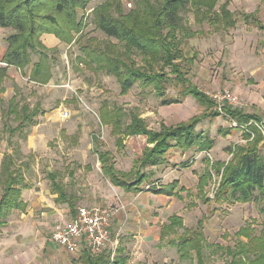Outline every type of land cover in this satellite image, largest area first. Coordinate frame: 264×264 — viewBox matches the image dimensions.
Masks as SVG:
<instances>
[{"label":"rangeland","instance_id":"rangeland-1","mask_svg":"<svg viewBox=\"0 0 264 264\" xmlns=\"http://www.w3.org/2000/svg\"><path fill=\"white\" fill-rule=\"evenodd\" d=\"M105 1L108 0H91L86 8L78 10L84 27L74 34L71 43L60 41L52 33L41 35V42L50 49L48 53L55 56L48 84L31 83L19 73H14L16 79H4L5 90L0 94V180L4 157L6 153L13 154V168L32 191L31 200L25 197L24 208L8 209L0 219V264H71L77 260L76 255L52 247L49 241L55 209H67V204L47 206L53 199L48 177L51 172L55 181L78 199L76 206L98 205L118 210L113 217H119L110 231L113 247L121 244L122 254L128 257L126 264H196L194 252L190 251L191 258L182 260L172 242L181 237L185 228L201 230L205 264H228L232 258L229 250H235L238 241L247 240L245 236H236V231L250 227L253 236H264L261 192H255L253 202L219 203L213 199L221 180L215 167L230 159L233 145L246 141L242 129L236 128L231 119L223 114L201 118L197 129L213 139L211 150L208 153L195 148L188 152L175 150L160 166L154 167L148 183L167 185L175 181L182 198L156 195L146 183L142 184L145 189L132 198L102 175L94 149L110 152L117 169L124 172L133 168V161L146 145L145 137L138 135L127 138L124 147L117 149L110 124L102 123V119L107 122L110 114L107 110L124 113L122 121H128L131 113H139L151 129L209 113L191 95L182 94V82H165L163 97L150 87L142 88L138 81L121 93V85L111 72H94L77 61L83 55L82 45L102 49L115 44L117 52L124 50L116 38L98 28L95 9ZM229 2V10L237 19L230 29H213L206 22H196L189 5L178 11V24L186 25L188 33L180 41L182 56L175 62H180L190 84L208 97L222 96L227 90L238 104L233 107L255 113L264 122V0ZM134 8H143L142 1L114 0L109 10L117 17L119 12L125 14ZM251 13L257 15L261 27L253 21L246 22L243 15ZM47 36H54L56 44L45 45L43 37ZM36 57L32 54V60ZM131 59L141 67L148 60L137 52ZM156 68L171 75L169 66ZM12 97L15 103L28 104L30 109L36 106L38 111L20 135L16 133L9 139L5 123L16 126L13 114H6ZM166 97L179 100L162 104ZM225 101H215L212 110L222 112ZM259 147L264 155V146ZM205 169L212 171L211 179L200 192L198 175ZM1 189L0 184V192ZM201 196L209 201H203ZM172 214L181 217L183 227L160 238L161 228Z\"/></svg>","mask_w":264,"mask_h":264},{"label":"trees","instance_id":"trees-1","mask_svg":"<svg viewBox=\"0 0 264 264\" xmlns=\"http://www.w3.org/2000/svg\"><path fill=\"white\" fill-rule=\"evenodd\" d=\"M90 1L0 0V28L11 30L6 35V47L0 60L1 64H4L0 65V92L4 90L3 80L10 66L19 70L21 76L31 83L48 84L52 76L55 56L53 53H48L50 49L41 42V35L52 33L60 41L71 43L74 34L84 27L78 10L86 8ZM113 1H105L95 9L97 25L104 34L116 38L118 43L123 45L124 50L117 52L115 44L102 49H92L89 47L91 45H82L80 50L83 55H79L77 61L84 63L94 72H111L121 85V93L127 92L138 81L142 88L150 87L159 97H163L165 82L172 81L177 84L182 82L184 86L182 94L191 95L209 113L193 116L175 125H161L158 129H151L139 113L130 112L132 115L128 121H122L124 113L107 110L110 112L107 122L102 119V123L110 124L112 134L116 137L117 149L124 147L127 138L138 135L145 137L146 145L133 161V168L124 172L117 169L110 152L94 149L102 175L112 185L122 190L137 193L145 189L142 184L146 183L152 193L182 198L176 189L175 181L167 185L148 183L155 172L154 167L160 166L175 150L187 151L195 148L198 152L208 153L213 146V139L198 130L197 125L201 122V118L212 114L215 116L223 114L236 124V128L242 129L246 141L245 144L233 145L230 149V159L223 163L219 162L215 167V173L220 175L221 180L215 188L214 201L253 202L255 192L259 191L264 195V155L261 154L259 147L260 144L264 146L262 118L255 113H245L226 101L222 104V112L212 110L214 106L216 107L215 100L198 90L196 86H192L185 72L182 71L180 62H175L182 56L180 41L188 33L186 25L178 24V11L189 5L193 8L192 15L196 22L200 24L206 22L213 29H230L235 27L237 19L229 10V0H224L219 6L220 0H140L143 8H134L125 14L119 12L117 17L109 10ZM243 16L246 22L253 21L261 27L257 15L251 13ZM135 52L148 58L145 67L132 62L131 55ZM32 54L37 55L36 60H32ZM156 66H160V69L169 66L171 75L157 69ZM178 100L176 97H166L161 103L166 105ZM6 111L8 115L13 114L16 123V126L5 123L4 130L8 131L10 139L16 133L20 135L25 124L32 122L38 108L34 106L30 109L28 104L15 103L12 97ZM13 166V154L6 153L0 180L2 186L0 219L4 211L24 206L19 197L22 188L27 184ZM211 172L205 169L198 175L197 188L200 192L211 179ZM48 177L53 191L57 193L56 201L62 203L67 201L73 210L76 199L67 194L62 183L55 181L54 173H49ZM201 197L203 201H209L205 196ZM200 225L201 221H199ZM178 227H183L181 217L176 214L170 215L168 223L161 228L160 238L164 239L163 235L168 232H176ZM236 236H245L247 240L238 241L235 250H229L232 258L228 264H264V236H253L250 227L240 228L236 231ZM202 240L200 229L185 228L177 241H171L176 245L180 259L191 258L193 255L190 251H192L195 254L196 264H205ZM122 253L123 248L117 246L115 256L111 259L109 253L101 252L93 255L89 250L84 249L80 258L73 264H126L128 257Z\"/></svg>","mask_w":264,"mask_h":264},{"label":"built area","instance_id":"built-area-1","mask_svg":"<svg viewBox=\"0 0 264 264\" xmlns=\"http://www.w3.org/2000/svg\"><path fill=\"white\" fill-rule=\"evenodd\" d=\"M216 102L221 100L237 106L235 97L224 91L222 96H211ZM67 115V114H66ZM76 215L67 222H56L49 236V241L59 245L66 253L76 254L84 246L92 254L101 253L111 243V219L116 213L112 207L81 204L76 208Z\"/></svg>","mask_w":264,"mask_h":264},{"label":"crops","instance_id":"crops-1","mask_svg":"<svg viewBox=\"0 0 264 264\" xmlns=\"http://www.w3.org/2000/svg\"><path fill=\"white\" fill-rule=\"evenodd\" d=\"M10 31V29L9 28H0V60H1V58H2V56H3V54H4V50H5V47H6V35L8 34V32ZM45 38V39H44ZM43 40H45V45H49V46H51V45H54V44H56V42H57V40L55 39V37L54 36H47V37H43ZM1 66H3L4 64H0ZM14 73H19L20 74V72H19V70H17L15 67H13V66H10V67H8V71H7V75L5 76V77H10V78H15L16 79V77H15V74ZM5 77H4V79H5ZM4 81V80H3ZM4 84V83H3ZM3 88H4V86H3ZM4 90H5V88H4ZM4 90L2 91V92H0V94L1 93H3L4 92ZM188 152V151H187ZM195 164V163H194ZM64 187V186H63ZM118 188V187H117ZM64 189H65V187H64ZM119 189H121V188H119ZM51 190H52V194L50 195V197H52L53 199L50 201V202H48V204H47V206L48 207H53V205H56V204H67V209H66V211H59V210H57V209H55V208H53V209H55V218H54V223H53V225L56 223V222H67V220H71V219H73L74 218V216L76 215V208L78 207V206H76V203H75V207H74V211L70 208V206H69V203L66 201V202H64V203H62V202H57L56 201V198H57V193H55L54 191H53V189H52V185H51ZM122 190V189H121ZM30 191H32V189H29V188H27V186H25V187H23L22 188V190H21V194H20V200L24 203V206L22 207V208H24L25 206H26V204H27V199H30L31 200V198H30V195H29V192ZM65 191H66V189H65ZM123 192H124V194L125 195H127V196H132V198H134L135 196H137L140 192H142V191H139V192H137V193H134L133 191H126V190H122ZM67 192V191H66ZM39 193V192H38ZM67 194L70 196V197H73L72 195H71V193H68L67 192ZM154 194H156V195H161V196H164V197H168V196H166V195H164V194H157V193H154ZM27 199H26V198ZM39 200H43V198H39V197H37ZM73 198H75V197H73ZM45 199V198H44ZM76 199V201L78 200L77 198H75ZM80 206V205H79ZM119 217V215H117V217H112V219H111V223H110V225H111V228L114 226V224H115V221L117 220L116 218H118ZM53 225H52V228H51V230H50V233H51V231H52V229H53ZM110 240H111V243L105 248V250L103 251V252H106V253H109V255L111 256V259H113V257L115 256V249L116 248H114L113 247V240H112V232L110 231ZM51 246L52 247H54V248H59V249H61L62 251H64V253H66L65 252V250L63 249V248H61L59 245H56V244H54V243H52L51 244ZM118 246H121V244H119ZM84 249H86L84 246L81 248V250L78 252V253H76V254H74V255H76L77 256V260L80 258V256H81V253H82V251L84 250ZM66 254H69V253H66ZM93 255H97V254H93ZM76 260V261H77ZM71 264H73V262L71 263Z\"/></svg>","mask_w":264,"mask_h":264}]
</instances>
